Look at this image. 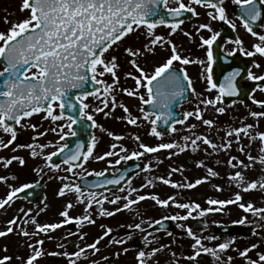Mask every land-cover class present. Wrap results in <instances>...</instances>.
Masks as SVG:
<instances>
[{
    "label": "snow or ice",
    "instance_id": "obj_1",
    "mask_svg": "<svg viewBox=\"0 0 264 264\" xmlns=\"http://www.w3.org/2000/svg\"><path fill=\"white\" fill-rule=\"evenodd\" d=\"M176 7H169V0H22L21 11H27L26 18L17 22H12L11 27L6 31H0V61L4 63L3 70L0 71V131L10 135V139L6 142L0 138V150L9 149L15 153L21 148L30 150V155L35 158L43 153V149L49 147L47 144H15L17 140L18 132L17 126L20 128L31 127L36 129V125L23 123L32 117L34 114L44 113L43 118L51 120L52 122L66 121V124H58L57 127H53L50 131L59 135L60 141H65L67 135L76 136L77 132L73 130V125L84 120L91 122V127L99 128L93 117L89 112L90 105L87 102L89 97H95L103 107H95L92 112L103 113L106 117L111 115V112L116 107L123 109L126 114L125 117H117V119H126L128 124L137 125L140 117L132 115L130 109L124 104H118L116 99V91L126 94L128 97H135L140 102V113L145 121H148L152 127L150 135H154L158 138L162 137L163 133L157 130V122L162 121L165 125H169L172 121L174 124H183L189 117H195L196 120L201 121L204 125L212 128L214 121L212 119H204L202 110L197 105L195 111H187L183 113L182 119L174 118L172 108L174 103L177 102V98L184 97L185 92L191 91L195 95L196 93L193 81L190 78L187 70L183 67L177 71L175 62H179L180 65L200 64L202 66L201 77L206 80L208 88L206 91H217L215 98H204L199 101L206 108L212 107L217 113L223 114L226 109L223 106V98L225 96H237L240 94V89L237 87L236 77L240 75V70H234L226 75L223 81L219 84L214 82L212 77V67L214 63L213 57V44L217 41L219 32H213L210 24L201 23L197 26V33L201 29H207L213 34L209 38L203 36L200 37V47L207 46V62L203 60H193L187 56H184L179 51L177 45L171 41L168 37H171L181 25L185 22L184 19H180L183 12H189L192 15H198L195 9L191 6L193 4L201 7L210 8L214 11H209L207 14L211 20H219L225 24L230 25L233 29L235 24L227 18L226 11L223 8V0H189L188 4H185L183 0H175ZM233 3L238 5L242 10V23L243 27L253 37L259 40V43H254L252 48L254 51H246L243 48V41L239 38L235 40V43L239 46V51L246 56H254L259 54L264 57V34H259L253 30L250 22H256L261 19V9L257 6V0H233ZM261 5H264V0H259ZM161 5H163L164 11H161ZM170 16L172 22L166 18ZM5 22L8 23L7 18ZM160 26H165L170 29L167 37L158 35L156 29ZM136 36V40H139L140 35L144 36L145 42L137 45L135 41L126 43L130 37ZM184 35L190 36V33L185 32ZM170 47V55L162 61H155L149 70L145 66H142L140 59L143 58L147 62L148 57H155L157 55V47L164 48ZM123 48V52L126 54L127 63H129L133 69V72L125 73V77H130L134 81V87L124 88L119 87L120 76L118 69L121 67L119 63L118 55L108 54L110 52L119 51ZM232 53H229L231 55ZM255 67H260L258 63ZM206 73V75H205ZM106 75L112 77V82L109 83L105 79H102ZM247 79L250 81H264V75H255L252 71L247 72ZM99 85L102 87H95L89 91L85 88L87 84ZM259 90L264 91V85L257 86ZM143 89V92L141 91ZM73 90H77L73 93ZM253 103L264 106V101H257L254 97ZM144 105H150L153 111H145ZM111 106V107H110ZM108 108L109 111L105 112ZM57 109L59 111H57ZM253 117H264V112H251ZM152 117H155L154 119ZM170 125L169 130L176 132L177 129ZM67 128L68 132L65 133L64 129ZM196 125L190 126V129H195ZM254 125L247 124L239 128L229 129L226 132V136L236 138V143H240L241 134L248 137L250 140L259 139L261 142L260 152L264 153V132H258L253 136L252 129ZM103 130V129H102ZM46 133L40 132L38 135L43 136ZM110 137H114L115 140H122L123 137L115 135L111 131L108 132ZM139 142L138 147L142 151H133L130 155H121L115 161L119 164L121 160H130L132 158H139L147 153H157L160 150H178L170 153L177 155L186 151L191 145L192 151L199 149V143L202 142L207 145L213 151L227 150L231 147L232 141L217 145L212 142L207 136L194 135L183 136L184 144L169 142L160 143L157 146H149L140 141L139 136L133 137ZM96 137L93 136L91 141L85 145L79 141L76 142L74 148H70L68 143H62L57 146V150L45 155L43 158L48 167L60 170L61 165L54 163L53 157L61 156L62 163L66 167L64 171L75 175V169L84 168V165L90 159L104 160L106 157L117 156L118 153L115 149L118 147L116 143H113L110 147L112 150L105 152L103 155L94 156V149L96 147ZM39 148L38 152L36 149ZM121 153H126L128 150L122 145L119 146ZM240 151L243 152L244 148L241 146ZM237 160L236 157H230L227 161L230 167L236 168L238 165L242 168H249L253 164L259 161L264 165V155L259 157H253L248 154V160L250 164H244L243 161H238L234 164L233 161ZM18 162L19 165L24 166L26 161L23 157L12 155L11 157H0V163L5 168H8L13 162ZM111 164V161H109ZM219 163V161H218ZM197 167H205L202 161L197 162ZM145 171H151L150 166L145 165ZM37 173L43 171V169H36ZM182 171V168H171L169 176L172 173ZM208 176L202 179H196L195 182H188L185 184L173 183L169 178L164 176L156 177L161 183L170 185L174 188H195L197 185L205 183L208 177L218 176L219 174L212 168H207ZM96 176H104V172L94 173ZM15 179L16 177H11ZM9 177L0 176V183H7ZM59 179L68 180V176L59 177ZM124 175H120L116 179H108L102 182V184L95 185V187H102L103 185H119L124 180ZM229 179L236 183L238 188H242L247 192L255 190L257 188L264 189V179L247 181L243 172L236 171L233 175H230ZM152 181H147L146 184L141 185V188L150 186ZM33 184L24 183L19 187L8 185L9 191L6 196L0 198V209L5 206H10L18 194L24 193L25 190L32 189ZM217 191H222L219 185H216ZM120 192H125L124 188L119 189ZM68 192L74 193L77 203L84 204V215L73 217L70 215V209L74 207L73 203L69 201L64 210L59 213L62 218L58 222L54 223H39L35 217L31 216V209L25 211L20 209L23 219L22 223L27 224L31 222L34 225L35 231L29 232L19 222L20 216H15L7 221V227L0 230V237H6L11 233H15L24 237H36L41 233L48 235L51 232L68 224H76L78 228H83L85 223L95 224L90 210L94 205L99 206L100 216H113L116 212L123 210H133V206L139 204L141 201L151 199L155 203L162 207L175 206L178 209L185 210L186 214H176L163 217L165 220L172 221H187L188 219L203 218L209 213L222 212L226 205L238 204V206L244 212H251L254 217H259L260 220H264V208H255L252 203H241L242 197L239 192L235 194L234 199L219 200L208 199L206 203L210 206L208 208H202L199 203H181L177 202L175 196H169L167 199H161L156 194L141 195L139 190L135 187H131L129 182V189L127 194L122 196H113L109 198L102 193H96L88 191L87 193L82 190L79 184L64 183L58 191V195L63 197ZM136 194L133 198V194ZM124 201L122 207H117L115 212L109 211L103 207L107 202L112 205H116L119 201ZM218 206V207H217ZM45 208H41L40 212H44ZM198 213V215H193ZM138 214V213H137ZM36 215H39L37 213ZM141 223L134 225H128L129 228H134L140 232L146 230L141 227ZM217 223V222H213ZM248 223L247 218H241L233 221V224L245 225ZM153 224H161V220H155L149 223V227ZM179 228L187 233V236L191 238L193 243L191 248L193 254L185 257L190 261H196L201 254L211 255L217 264H223L221 254L227 251L230 246L235 242V238H230L224 242L218 243L215 247H208L205 241L218 240L219 237L215 235L203 236L202 232L207 228L205 224L201 229V234H197L191 227L184 224H178ZM262 225L256 224L253 227V235H257V227ZM104 229L103 234L98 236L92 243L86 244L81 248L79 244L76 245L78 251L69 253L64 252H50L47 255L51 256H64L68 258V264H76V260L85 255L87 249L92 250V254L95 255L100 251L98 245L105 237H110L113 229L101 225ZM169 236L171 232H167ZM79 235V239L83 240L86 233H74L69 231L63 238L67 239L68 236ZM151 233L144 235V245L147 247L153 240L149 239ZM131 234L127 235V239H131ZM49 239L52 237L49 235ZM43 240H36L34 243L29 242L27 247L31 249V254L27 259L17 257L23 261V264H36L39 257L45 255L42 247ZM110 243L124 244L126 240L111 239ZM258 245L252 244L250 247L245 248L243 251H239L241 257L247 258L248 253L255 249ZM57 247L64 248L63 243L58 244ZM168 245H161L159 248H152L151 251L140 250L136 255L137 264H147V261L154 257L158 252L163 251ZM7 251V247H5ZM125 253L129 249H123ZM120 253H116L118 257ZM175 256V253H172ZM75 257L76 259H72ZM258 260H252L247 258V264H264V253H258ZM105 261L109 257H103ZM12 257L4 255L0 257V264H11ZM232 257H228V264H231ZM91 264H98L97 261H91Z\"/></svg>",
    "mask_w": 264,
    "mask_h": 264
},
{
    "label": "rangeland",
    "instance_id": "obj_2",
    "mask_svg": "<svg viewBox=\"0 0 264 264\" xmlns=\"http://www.w3.org/2000/svg\"><path fill=\"white\" fill-rule=\"evenodd\" d=\"M185 3H189V0H183ZM22 0H0V31H6L11 27L12 22H17L27 17V11H21ZM170 5H176L175 0L170 1ZM192 6V5H191ZM207 16V14H206ZM209 17V16H208ZM7 18L8 23L5 22ZM135 41L137 45L145 42L144 36L140 35L139 40H136V36L129 38L126 43H131ZM189 39L180 37V41L177 44V47L182 55L187 56L191 59L188 51ZM157 53L158 47H157ZM118 55L119 63L121 67L118 69V74L120 76V85L119 87L132 88L134 87V81L130 77H125V73L133 72L135 74V69L127 63L126 54L123 52V48L119 51L110 52L108 54ZM156 60H153L152 56L148 57L147 62L140 59L142 66H145L149 70L151 69L153 63ZM190 73V78L192 79V72L189 65H183ZM0 70L2 66L0 65ZM102 79H105L107 82H112V77L106 75ZM102 87V86H100ZM143 92V89L141 90ZM117 103L126 105L132 115L140 117L137 125H131L127 123L126 119H117V117H125L123 109L116 107L114 111L111 112L110 116H105L103 113L92 112V109L95 107H103L102 104L95 98L89 97L88 103L90 105L89 112L93 115L96 123L100 125L99 128H93V136L96 137V147L94 149V156L103 155L105 152L112 150L111 145L116 143L118 147L115 151L118 153L117 156L106 157L104 160L90 159L85 165L84 168L75 169V175L67 173L64 171L66 167L63 164L59 171L48 167L45 163L44 156L57 150V146L62 144L63 141L59 140V135L55 132L50 131L51 128L57 127L58 124H66V121L52 122L51 120H46L43 118L44 113L40 115L34 114L32 117L23 123L34 124L36 129L33 130L31 127L20 128L17 126V140L15 144H47L49 147L43 149V153L33 158L30 155V150L26 148H21L15 153L11 151V146L9 149L0 150V157H11L12 155L21 156L25 159L26 163L24 166L19 165L18 162H13L8 168H5L2 163H0V176H7L9 179L7 183H0V198L6 196L9 191L8 185L19 187L24 183H33L39 181L45 185L44 193L45 198L42 202L26 204L23 200L15 199L10 206H5V208L0 209V230H3L7 227V221L12 219L15 216H20L21 221L19 222L24 228L29 232H34L35 227L31 222L23 224L22 221L25 219L20 212V209L28 211L31 209V216L43 224V223H54L60 221L62 218L59 216V213L64 210V206L71 201L74 205L70 209V215L73 217L84 215V204L77 203L75 194L68 192L65 196L61 197L58 195L59 189L64 183H73L77 184L76 179L83 175H95L96 172H101L105 169L114 172L116 168L123 164L125 160H121L119 164H116L115 161L121 155H130L133 151H142L139 149V142L136 141L133 137L139 136L140 141L149 145L157 146L160 143H169L176 142L184 144L182 137L183 136H194L202 135L207 136L213 143L220 145L227 140H231L232 144L229 149L213 151L207 145H204L202 142L199 143V149L192 151L191 145L188 149L177 155H172L170 153L178 150H160L157 153H147L142 157L135 158L143 161L146 165L150 166L151 171H144L141 174L134 176L129 182H131V187H135L139 190L141 195H150V194H160L165 199L169 196H175L177 202L181 203H190L187 199L192 200L191 202H196L201 205L202 208L210 207L206 201L208 199H219V200H228L234 199L237 192L240 193L242 200L241 203L248 204L252 203L255 208H264V189L257 188L255 190L243 191L242 188H238L236 183L229 179L230 175H233L236 171L243 172L245 179L247 181L260 180L264 179V165L260 164L259 161L253 164L251 167L245 169L239 165L236 168L230 167L227 163L231 156L236 158H241L240 160L233 161L234 164H237L238 161H243L244 164H250L248 160V154H251L253 157H259L264 155L260 152L261 142L257 138L255 140H250L248 137L241 134L240 143H236V138L234 136H226V132L229 129L239 128L247 124L254 125L252 129V135L255 136L258 132H264V121H259L256 119H246L243 122H238L239 117L241 116V111L237 106L230 107L233 119L231 121L225 120L223 122L214 121L212 128L204 125L201 121L192 122V117H189L184 121L183 124H176L174 127L177 129L176 132H169L163 137H156L150 135L152 125L145 121L142 118V114L139 109L141 107L140 102L135 97H128L126 94L120 92L119 90L115 93ZM111 107V106H110ZM183 112L192 111V102L181 106ZM57 111H59L57 109ZM109 109L106 108L105 112H108ZM154 119V117H152ZM195 124V129H190V126ZM103 129V130H102ZM65 133L68 132V129H64ZM111 131L115 135L122 136V140H115L114 137H110L108 132ZM46 133L43 136L38 135V133ZM68 136V135H67ZM0 138L5 142L10 139V135L0 131ZM122 145L128 151L126 153H121L119 146ZM243 146L244 151L241 152L240 148ZM38 152L39 148L36 149ZM236 151L235 154L232 151ZM233 154V155H232ZM111 161V164L109 163ZM202 161L205 167H197V162ZM219 161V163H218ZM210 167L214 169L219 175L214 177H208L205 183L197 185L195 188H174L170 185H165L161 183L156 177L164 176L169 178L173 183L185 184L188 182H195L196 179H202L208 176L207 168ZM171 168H182V171L174 172L169 176V171ZM36 169H43L39 174ZM68 176V180H61L59 177ZM11 177H16L12 179ZM151 180L152 184L147 187L141 188V185L146 184L147 181ZM129 182L123 187L125 192H120L119 190H110L99 192L105 196H108L110 199L113 196H122L127 194L129 189ZM220 182V183H218ZM229 183L232 188L224 189V186H220L222 191L216 190V185H225ZM159 192V193H157ZM136 194H133L135 198ZM124 201H119L116 205L104 203L103 207L109 211L115 212L117 207H122ZM44 212H40L41 208H45ZM177 209V212H172L175 215L186 214L185 210ZM218 207V206H217ZM95 219V224H87L83 228H78L76 224H68L63 227L51 232L48 235L41 233L36 237H24L15 233H11L6 237H0V257L4 255L11 256V264H23V261L17 259V257H22L25 259L29 254H31V249L27 247L29 242H35L36 240H43V245H38L42 247L45 255L38 258L36 264H65L68 262V258L62 255L60 256H51L47 255L50 252H64L69 253L78 251L76 247L77 244L81 248L85 247L86 244L92 243L98 236L103 234L104 229L101 228V225L105 227H110L113 229L110 237H105L104 240L98 245L100 251L95 255L92 254L91 249L86 250L87 259L86 262L81 264H91V261L95 260L97 262H106L107 264H134L136 261V255L140 250L151 251L152 248H159L161 245H168L169 247L164 248L163 251L158 252L154 257L148 260L147 264H217L214 258L211 255L201 254L196 261H190L185 259V257L193 254L191 244L193 241L187 236V233L179 228L178 224H184L185 226L191 227L197 234H201V229L206 224L207 228L202 232L203 236L215 235L218 236V240L214 241H205V244L208 247H215L218 243L224 242L230 238H235V242L230 246V248L221 254V259L223 264H228V257H232L231 264H247V258L252 260H258V253H264V220H260L259 217H254L251 212H244L238 204L226 205L223 208L222 212H213L209 213L203 218L198 219H188L187 221H172V233L171 236L167 232L163 233H151L149 236L150 240H153V243L145 247L143 237L148 234L146 232H140L134 228H129L128 225H134L145 221L141 225L142 228L146 229L149 226V223L157 219H163V217L169 216V212L165 207L159 206L155 201L151 199H146L141 201L139 204L133 206V210H123L116 212L113 216H100L99 215V206L94 205L93 209L90 210ZM39 213V215H36ZM138 213V214H137ZM193 215H198V213H193ZM247 218L248 223L241 225L244 228V232L241 236H232V235H216L214 229L217 226L230 224L233 221L239 220L241 218ZM217 223H213V222ZM262 225L257 227L255 230L258 233L253 235V227L256 225ZM74 233H86L87 235L83 240L79 239V235L68 236L67 239H63L68 232ZM131 234L132 238L127 239V235ZM49 235L52 239H49ZM111 239H125L126 243L116 244L110 243ZM139 239L140 244L134 245L133 241ZM63 243L64 248L57 247L58 244ZM252 244L258 245L255 249H252L248 253L247 258L241 257L239 251H243L245 248L250 247ZM7 247V251H5ZM129 249L126 254L123 249ZM120 253L117 257L116 253ZM175 253V256L172 255ZM109 257L107 261L103 257ZM72 259H76L72 257ZM55 260V262L53 261Z\"/></svg>",
    "mask_w": 264,
    "mask_h": 264
},
{
    "label": "flooded vegetation",
    "instance_id": "obj_3",
    "mask_svg": "<svg viewBox=\"0 0 264 264\" xmlns=\"http://www.w3.org/2000/svg\"><path fill=\"white\" fill-rule=\"evenodd\" d=\"M169 0V7H176V5L172 6L170 5ZM184 2V1H183ZM185 3V2H184ZM187 4V3H185ZM223 8L226 11L227 18L232 21L235 24V28L233 29L230 25L225 24L222 21L219 20H211L210 17H208L209 11H214L210 8L201 7L199 5L193 4L192 7L195 9V11L198 13V15H192V19L189 21H185L181 28L178 29L171 37H168L171 39L173 43L176 45L180 41V37L188 38L189 39V45H188V51H186L191 59L193 60H203L205 61V64L207 62V46H204L203 48L200 47V37L203 36L205 38H209L213 33L209 32L207 29H201L199 33H197L196 28L201 23H207L211 25V28L213 29V32H219L220 35L217 37V41L213 44V57L214 55L221 58V63L217 62L216 67L222 68V70L225 73H231L234 70L237 69L238 64L241 62L243 63V67H240V70H244L246 67V64H249V67L247 69V72L250 70L255 75H264V57L260 56L259 54H256L254 56H246L244 53L239 51V46L235 43V40L237 38L241 39L243 41V48L246 51H254L252 48V45L254 43H259V40L256 37H253L249 32L246 31V29L243 27L242 20L235 14V7L238 6L235 3H233V0H223ZM257 6L260 7V4L257 3ZM207 14V16H206ZM251 26L254 31H256L259 34H264V21H256V22H250ZM170 31L169 28L165 26H160L156 29V33L158 35H163L167 37L168 32ZM190 33V36L184 35V33ZM170 45L166 46L164 48L158 47V53L155 57H153V60L156 61H162L167 56L170 55ZM229 53H232L229 55ZM258 63L260 67H255V64ZM176 67L181 68L182 65L179 64V62H175ZM189 67L191 69L190 72H192V81L193 85L195 87L196 93L200 95H195L192 93V111H195L197 105L202 110L203 118L204 119H212L215 122L218 121H225L229 120L231 121L233 119V115L231 113L230 107L237 106L241 111V116L238 119V122H243L246 119H256L264 121V117H253L250 113L254 110L246 105L244 102L241 101H233L230 104L223 103L222 105L225 107L226 111L223 114L217 113L214 108L212 107H205L203 104H200L199 101L204 98H215L217 95L216 90H212L211 92L206 91L208 88V85L206 83V80H204L201 77V71L202 66L200 64H189ZM206 75V73H205ZM226 75L222 76L224 78ZM253 81H250L247 79V75L240 79V76L236 77V83L240 85L241 87H246L252 84ZM256 85L255 87L251 88L250 91L247 93V98L253 102V99L251 97H254L257 101H264V91L259 90V88ZM192 122H198V120L195 119V117H192ZM98 264H107L105 263H98Z\"/></svg>",
    "mask_w": 264,
    "mask_h": 264
},
{
    "label": "water",
    "instance_id": "obj_4",
    "mask_svg": "<svg viewBox=\"0 0 264 264\" xmlns=\"http://www.w3.org/2000/svg\"><path fill=\"white\" fill-rule=\"evenodd\" d=\"M190 18L189 12H183L180 19H186ZM2 62V61H0ZM3 63V62H2ZM4 64V63H3ZM3 78H0L2 80ZM98 85H93L91 83L85 85V88L89 91L93 90ZM77 90H73V93H75ZM235 98L242 99L243 97L240 95L237 96H225L224 100L226 102H230ZM191 100L190 92H185L184 97L177 98V102L174 103V106L172 108V111L174 113V118L176 119H182L183 114L177 110V106L185 101ZM245 100V99H244ZM145 111H153L150 105H144ZM262 109H260L261 111ZM264 112V110H262ZM170 125H172V121L169 122V125H165L162 121L157 122V130L166 133L169 130ZM73 130L77 132L76 136H69L65 139V143H68L70 148H74L77 141L87 145L91 139H92V127L91 122L84 120L82 122H78L77 124L73 125ZM54 163H62V157L56 156L53 157ZM144 169V164L137 160H128L125 165H122L119 167V169L115 173H109L108 170L104 172V176H83L78 179V184L81 188H86L87 191H103V190H109V189H118L123 187L130 178L138 173L141 172ZM120 175H124L125 179L121 181L119 185H103L102 187H95V185L102 184L103 181L108 179H116ZM34 187L32 189L25 190L24 193L18 194V197L25 198L26 201H36V200H42L43 195V185L39 183L33 184ZM171 228V222L169 220L161 221V224L155 225L153 224L151 227H149L148 231H157V230H170ZM243 228L240 227L237 224H230L225 225L222 227H219L216 229V232L218 234H228L231 233L233 235L242 234ZM138 243V241H136Z\"/></svg>",
    "mask_w": 264,
    "mask_h": 264
},
{
    "label": "trees",
    "instance_id": "obj_5",
    "mask_svg": "<svg viewBox=\"0 0 264 264\" xmlns=\"http://www.w3.org/2000/svg\"><path fill=\"white\" fill-rule=\"evenodd\" d=\"M220 186H224L223 188H224V189H228V190H229L230 188H232L231 185H230L229 183H227V184H225V185H220ZM157 193H159V192H157Z\"/></svg>",
    "mask_w": 264,
    "mask_h": 264
}]
</instances>
